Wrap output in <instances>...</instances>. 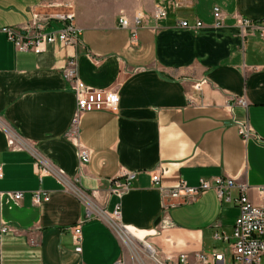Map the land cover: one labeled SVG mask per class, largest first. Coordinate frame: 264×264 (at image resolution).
I'll return each mask as SVG.
<instances>
[{
    "label": "crops",
    "instance_id": "1",
    "mask_svg": "<svg viewBox=\"0 0 264 264\" xmlns=\"http://www.w3.org/2000/svg\"><path fill=\"white\" fill-rule=\"evenodd\" d=\"M158 1L0 0V28L73 11L82 29L78 44L55 42L39 53L19 50L0 30V228L8 227L0 234V264H115L124 245L98 209L111 213L119 204L124 231H147L142 240L165 263L217 264L216 253L232 263L240 189H231L232 200L214 188L195 197H173L170 189L231 176L259 201L264 40L256 32L242 34L237 16L264 18V0H161L167 15L156 17ZM216 5L221 20L213 14ZM122 11L144 15L135 40L118 23ZM199 20L200 28L194 26ZM61 26L52 20L46 30ZM72 57L87 86L120 96L116 110L81 115L79 141L91 152L85 165L69 135L77 101L63 69ZM242 124L253 135H242ZM11 132L22 146L10 143ZM40 160L56 174L42 172ZM124 171L137 175L120 195L112 192L113 179ZM156 173L159 183L152 179ZM37 190L50 199L36 204ZM78 224L81 251L73 234Z\"/></svg>",
    "mask_w": 264,
    "mask_h": 264
},
{
    "label": "built area",
    "instance_id": "2",
    "mask_svg": "<svg viewBox=\"0 0 264 264\" xmlns=\"http://www.w3.org/2000/svg\"><path fill=\"white\" fill-rule=\"evenodd\" d=\"M154 13L156 17H165L167 15L165 6L161 0L156 3ZM213 14L217 20H221L223 16L221 7L218 5L214 6ZM75 18L76 14L73 11L50 13L43 18L36 17L25 25H5L2 26L0 30L7 35L8 39L11 40L19 50H32L39 53L42 52L48 44L55 42H60L65 45L78 44L80 42L82 29L77 25ZM143 19L144 15L142 12H136L132 17L122 12L118 18V23L122 28L128 29L132 40H135L137 39L138 30L143 23ZM52 20L61 21L62 26L56 30H46V26L49 25ZM181 25L185 27L191 26L188 20H183ZM237 25L242 34L249 31L253 33L256 32L258 36L264 40V18L254 20L238 15ZM194 26L200 28L204 26V23L199 20ZM63 73L66 79L73 82L72 89L76 95L77 101L76 112L69 128V135L76 140L81 165H85L90 161L91 152L79 141L81 115L84 112L93 110H116L119 106L120 96L117 91L111 88H91L87 86L78 76V60L76 57H72L68 60L63 69ZM237 103L246 105V100L244 98H238ZM240 128L242 135L245 137L253 135V131L247 124H242ZM9 141L17 147L23 145L21 138L15 132H11ZM40 161L42 162V172L56 174V169L50 163L42 160ZM136 175V171H124L121 177L114 178L112 192L120 195L126 192L130 188L132 181L136 178ZM2 176L3 168L0 165V177ZM160 178L161 176L159 173L154 174L152 177L153 181L156 183H159ZM234 187L240 189L239 195L234 198V202L239 207V214L233 225V261L230 264H264V186L257 188L259 192V201L257 202L253 201L248 196L246 190L249 186L244 183H238L236 178L231 176H215L212 180L201 178L197 186H189L185 181H182L178 186L171 188L170 192L173 197L179 196L181 192H184L187 196L195 197L203 190L214 188L220 198L232 200L231 189ZM32 196L36 204L50 199L48 192L44 190H37L33 192ZM14 197L16 199H21L23 197V192H15ZM91 206L92 205H90L88 209L89 217L91 215ZM98 215L108 219L121 236L119 230L124 231L125 226L121 222L120 204L117 205L111 213H108L104 208H99ZM7 229V226H2L0 228V234ZM73 234L77 241L76 250L81 251V224L73 227ZM215 235L219 237V233ZM180 257L182 262L187 261L186 254H181ZM199 258L204 262L207 261V257L204 253L199 254ZM214 261L217 264H227L223 253L214 254ZM115 264H122L121 259Z\"/></svg>",
    "mask_w": 264,
    "mask_h": 264
},
{
    "label": "rangeland",
    "instance_id": "3",
    "mask_svg": "<svg viewBox=\"0 0 264 264\" xmlns=\"http://www.w3.org/2000/svg\"><path fill=\"white\" fill-rule=\"evenodd\" d=\"M68 12V11H66ZM123 12V11H122ZM118 15V18L120 14ZM121 240L124 245V255L121 258L122 264H162L165 263L157 252L153 253L147 248L146 241L126 242L125 231L119 230ZM148 243V241H147ZM154 254V255H153ZM167 264V263H165Z\"/></svg>",
    "mask_w": 264,
    "mask_h": 264
},
{
    "label": "bare ground",
    "instance_id": "4",
    "mask_svg": "<svg viewBox=\"0 0 264 264\" xmlns=\"http://www.w3.org/2000/svg\"><path fill=\"white\" fill-rule=\"evenodd\" d=\"M147 231H140L134 228H128L125 230L126 238H123L126 242H134V239L142 240L144 239L145 235L147 234ZM133 237V238H132ZM151 251L153 248H149Z\"/></svg>",
    "mask_w": 264,
    "mask_h": 264
}]
</instances>
